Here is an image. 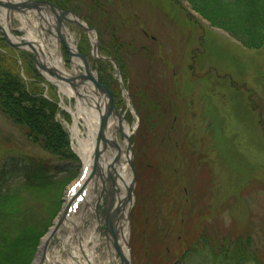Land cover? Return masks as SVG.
I'll list each match as a JSON object with an SVG mask.
<instances>
[{"label":"rangeland","instance_id":"rangeland-1","mask_svg":"<svg viewBox=\"0 0 264 264\" xmlns=\"http://www.w3.org/2000/svg\"><path fill=\"white\" fill-rule=\"evenodd\" d=\"M103 1L116 15L117 44L137 50L130 57L119 51L123 64L93 57L94 32L88 35L74 24H68V32L77 48L88 44V58L105 77L133 142L136 184L126 234L130 264H208V254L194 251V239L202 232L214 237L250 234L264 244V49L246 48L211 26L188 0ZM77 5L82 13L92 14L89 6ZM12 26L21 23L14 18ZM25 30L37 36L36 28ZM110 35L105 28L102 37L98 33V48L106 57L100 39L110 48ZM50 38L49 51L59 58L55 38ZM61 50L67 62L69 56L63 46ZM53 87L45 88L43 95L54 93L59 105L75 110L73 99ZM63 112L60 108L57 117L69 129L72 121L67 123ZM80 128L84 133L82 121ZM115 135L122 145L120 133ZM27 154L49 156L0 112L2 186L21 181ZM68 168L55 174L62 185L57 208L27 264L41 235L60 213L78 162ZM191 215L194 238L185 231ZM55 247L50 248L49 264H66L68 255ZM95 253L94 264H107L103 240L96 241Z\"/></svg>","mask_w":264,"mask_h":264},{"label":"trees","instance_id":"trees-1","mask_svg":"<svg viewBox=\"0 0 264 264\" xmlns=\"http://www.w3.org/2000/svg\"><path fill=\"white\" fill-rule=\"evenodd\" d=\"M50 1L61 8L74 10L89 26L96 28L101 37L103 28L110 30L111 47H105L100 39L103 43L101 50L119 65L123 64L120 61H125L117 57L119 51L124 50L128 56L137 51L135 47L130 49L127 43L117 44L116 15L105 1ZM188 1L211 26L226 31L244 47L264 49V0ZM78 2L89 6L88 12L92 14L82 13ZM79 50L86 54L88 44L80 46ZM43 83L46 84L35 69L31 54L10 48L0 35V112L14 125L24 129L28 140L49 155H25L24 166L20 170L21 181L13 186H2L3 180L0 181V264L29 262L37 238L57 208L58 190L62 185L59 179L54 178L55 174L65 173L68 166L77 161L70 148L68 133L56 117L59 112L56 95L51 93L46 98ZM47 86L51 91L54 88ZM190 212L191 207L185 213ZM192 225L194 215L188 216L185 228L188 237L194 236ZM202 233L194 239V251L208 254V264H264L263 239H253L250 234L214 237Z\"/></svg>","mask_w":264,"mask_h":264},{"label":"water","instance_id":"water-1","mask_svg":"<svg viewBox=\"0 0 264 264\" xmlns=\"http://www.w3.org/2000/svg\"><path fill=\"white\" fill-rule=\"evenodd\" d=\"M14 11L17 14H21V16L24 17V19L27 20L28 14L36 15L40 21V23L44 22L47 24L48 29H44L47 34H52L57 38L59 42H62L64 46L66 47L67 52L69 53V56H75L82 60L83 62V69L84 73H79L77 75L67 76L64 75L62 72L58 71L56 68L52 67L51 65L48 66L46 64H43L40 56L43 54L42 50L36 45V42L34 40L25 39L22 37H19L15 35V32L18 31L17 29H14L11 26V22L14 17ZM0 15L4 16V26L0 23V32L5 38L8 45L17 48V49H25L29 50L33 54L34 64L41 72H46L52 75L56 80L61 82L67 83L71 89L73 90L75 96L77 98H84L87 100L88 96L86 94H83L80 92L79 88H83V85H86L90 87H93L92 93H94L96 96H98V100L95 101V107L98 111V127L96 131V141H95V148H94V166H93V172L91 174V177L97 174L98 178H101V187L103 190L108 192L110 195L111 188L113 189L116 185V181L114 176L111 175L110 171L107 170L106 175L101 174V170L98 167V159L100 158V153L107 152L108 147L114 148L116 150V154L114 157V163L108 164L109 167H112L114 169V164L119 165L120 164V155L122 148L118 143H116L114 140L109 139L106 136L107 128H108V121L110 118L117 120V126L120 130V132L123 135L124 140V147H125V164L127 165V168L132 171V178L129 180V183L126 184V196L123 198V200H119V205L116 208L114 214L110 216L109 209L106 211V220H105V235L108 236L111 235L112 241L115 247V250L119 256L121 264H130V259L128 255H125L123 253L121 244L117 241V233L115 230L114 220L118 223L119 218H125L124 223H126L127 218L124 216V205L129 204V207L133 201V191H134V183H135V171L132 164V151H131V144L128 137V134L125 132L122 121L123 117L119 114V111L115 108L113 105V97L112 93L109 90V88L103 84H101L96 77L93 76L89 65L86 62V59L84 56L76 52V50H71L69 47H67L64 43L63 37H62V29L67 25L68 23H73L82 29L86 30L87 32L94 31L96 34V40L93 44V50L97 53V32L95 29H91L88 26H86L76 15L75 12L71 10H62L59 7H57L55 4L45 1V0H0ZM54 22V29L55 33L50 30L52 27V24L50 22ZM42 39V37H41ZM43 40V39H42ZM100 58H102L100 56ZM84 89V88H83ZM95 89V90H94ZM86 90V89H84ZM101 99V101H100ZM103 104V105H102ZM102 107L104 108L102 110ZM100 146L102 149H100ZM101 176V177H100ZM86 184V182H85ZM84 184V185H85ZM74 196L71 201L67 204L65 208V212H63L55 225L54 229L52 230L50 237L47 239V241L44 244V250L46 249V246L49 243V239L52 238L54 234H57L59 225L64 221L65 219V213L68 210V207L73 203L75 200ZM128 207V210H129ZM127 210V215H128ZM123 213V214H122ZM119 217V218H117ZM100 223V222H99ZM98 230L100 231V226L98 225ZM121 240L122 243L126 246L128 249L127 241L125 240V236L121 233ZM43 250V251H44ZM44 257V253H43ZM41 264V263H39Z\"/></svg>","mask_w":264,"mask_h":264},{"label":"bare ground","instance_id":"bare-ground-1","mask_svg":"<svg viewBox=\"0 0 264 264\" xmlns=\"http://www.w3.org/2000/svg\"><path fill=\"white\" fill-rule=\"evenodd\" d=\"M11 1H15V0H11ZM30 15H32V14H30ZM18 18H20L21 20H24L23 16H21V14L18 15ZM50 30L52 32H54L52 28H50ZM63 33L67 36V39L72 44L73 38L68 32L67 26L63 28ZM27 37L33 39L36 42V45H38V47H40L41 44H40V41H38L37 37L32 36L30 34L27 35ZM48 38L49 37L46 38L47 41H49ZM40 59H41L43 64H46L47 62H51V60H49L51 58L44 53L41 54ZM54 59H57V56H56V58L54 57ZM54 62L56 64L54 63L55 65H53L52 67L56 68L60 72L62 70L63 71L62 73L64 74V68H61V70H60L59 67L57 66V64L60 63V59L58 58L57 60H54ZM75 66H76V62H73L72 69L68 70L69 74L74 73V71H80V70H77L75 68ZM80 72L84 73L83 71H80ZM47 75H49V73H47ZM60 90L68 96L72 95V93L68 89L66 90L64 86L60 85ZM92 90H93V87H91L90 91L92 92ZM91 95H92L91 99H93V100L97 99L98 100V97L96 95H94V93H91ZM100 101H101V99H100ZM92 106H93V104H92ZM93 108H94V106H93ZM93 108L91 106L89 107L88 104H86L85 102H83L81 100L77 101L76 111H74L70 107L67 108L73 115V122H72V125L70 126V131H71V135H72L74 142H76V143H74V145H75L74 148L77 151V153H79L83 157L86 164H87V162L89 160V156L92 152L95 130H96V127L98 124V114H97L96 110H94ZM81 121L84 123V125L86 127L85 132L87 131V134L85 136H84L85 132L83 133L81 128H80V122ZM125 128H126V125H125ZM127 132H128V130H127ZM121 173L124 176V179L127 180V176L125 175L124 170H121ZM70 184L71 183H69V185L66 188H68L72 185V184L71 185ZM64 197H65V201L67 202L69 195H67V197L65 195ZM57 220H58V217L55 218L52 225L41 235V237L39 239V245H38L37 251L34 254V257L29 264H39V261L41 259L42 253H43L42 248H44L43 247L44 243H45L48 235L50 234L51 230L53 229L54 225L56 224ZM66 223L67 224L69 223L73 228H75V231H77V226L79 225V220L76 217L73 216ZM75 234L80 235L82 233L78 231L77 233L75 232ZM83 236L93 238L94 234H91V233L89 235L84 234ZM83 236H81V239L83 238ZM87 239L88 238L83 240L82 244H81V240L79 239L80 245L82 246V250L85 253V255H84L85 260H81L78 258L81 256L80 253L79 254L77 252L72 253L73 258H71V259L76 261L75 264H94V260H95V257H97V254L95 253V247L94 246H89V247L86 246L85 242H87L86 241ZM67 264H71V262L68 261Z\"/></svg>","mask_w":264,"mask_h":264}]
</instances>
